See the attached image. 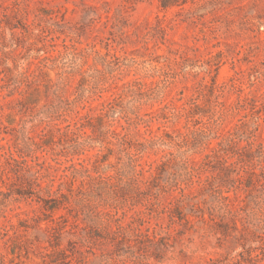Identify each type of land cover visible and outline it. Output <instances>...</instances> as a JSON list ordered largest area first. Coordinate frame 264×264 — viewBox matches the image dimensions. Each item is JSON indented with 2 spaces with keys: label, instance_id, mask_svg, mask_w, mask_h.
<instances>
[{
  "label": "rangeland",
  "instance_id": "1",
  "mask_svg": "<svg viewBox=\"0 0 264 264\" xmlns=\"http://www.w3.org/2000/svg\"><path fill=\"white\" fill-rule=\"evenodd\" d=\"M0 264H264V0H0Z\"/></svg>",
  "mask_w": 264,
  "mask_h": 264
}]
</instances>
